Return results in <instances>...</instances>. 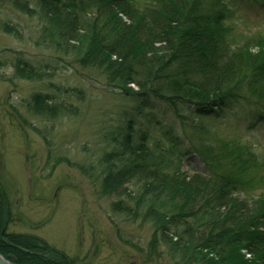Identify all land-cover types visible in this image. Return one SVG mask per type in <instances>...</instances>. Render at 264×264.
<instances>
[{
  "label": "trees",
  "instance_id": "16d2710c",
  "mask_svg": "<svg viewBox=\"0 0 264 264\" xmlns=\"http://www.w3.org/2000/svg\"><path fill=\"white\" fill-rule=\"evenodd\" d=\"M256 1L264 7V0ZM11 3L37 13L27 0ZM37 6L51 46L74 49L80 64L100 70L122 96L159 100L183 125L245 100L264 124V35L236 44L226 0H37ZM2 29L19 35L10 24ZM15 76L43 78L25 62ZM29 109L48 119L76 113L42 93L31 97ZM127 128L103 159L102 193L135 202L122 210L154 224V248L169 246L180 264H264V193L251 192L257 180L250 176L261 164L248 158L247 147L201 142L183 149L168 131L151 143L133 120ZM192 151L205 165L194 175L184 170ZM2 165L0 154V253L13 255L16 264H75L35 235L8 231L13 216ZM133 183L141 186L137 198L129 192Z\"/></svg>",
  "mask_w": 264,
  "mask_h": 264
},
{
  "label": "rangeland",
  "instance_id": "374dc122",
  "mask_svg": "<svg viewBox=\"0 0 264 264\" xmlns=\"http://www.w3.org/2000/svg\"><path fill=\"white\" fill-rule=\"evenodd\" d=\"M11 1L0 0L1 181L13 216L9 232L35 235L75 264H180L169 246L154 248L152 222H145L142 213L134 217L122 210L127 205L135 208L134 201L102 193L103 159L113 148V138L123 135L131 120L137 132L150 134L151 143L168 131L183 149L201 142L247 147L248 158L261 164L250 173L257 180L251 192L264 193V124L257 121L255 106L232 101L215 114L183 125L159 100L147 104L122 96L100 70L80 64L74 49L53 48L44 35L46 23L37 0H27L37 9L34 16ZM226 2L231 8L230 37L240 41L236 44L264 35L263 6L256 0ZM5 24L19 35L3 31ZM19 62L34 66L43 78L16 77ZM36 93L73 105L76 113L56 119L37 116L29 109ZM194 151L184 165L190 175L205 167ZM128 187L134 198L141 193L139 183ZM120 202V207L115 205Z\"/></svg>",
  "mask_w": 264,
  "mask_h": 264
},
{
  "label": "water",
  "instance_id": "95a60500",
  "mask_svg": "<svg viewBox=\"0 0 264 264\" xmlns=\"http://www.w3.org/2000/svg\"><path fill=\"white\" fill-rule=\"evenodd\" d=\"M0 264H16L13 255L3 256L0 253Z\"/></svg>",
  "mask_w": 264,
  "mask_h": 264
}]
</instances>
